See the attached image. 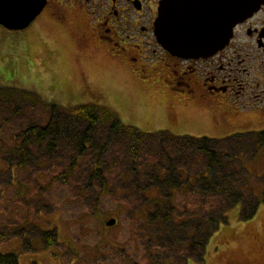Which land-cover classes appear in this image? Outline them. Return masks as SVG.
I'll use <instances>...</instances> for the list:
<instances>
[{"label":"rangeland","instance_id":"obj_1","mask_svg":"<svg viewBox=\"0 0 264 264\" xmlns=\"http://www.w3.org/2000/svg\"><path fill=\"white\" fill-rule=\"evenodd\" d=\"M78 32L76 23L68 24L66 29H58L48 25L45 17L39 18L24 31L0 29V86H21L23 83L25 89L36 90L41 101L56 104L63 110H71V113L83 105L105 108L120 121V125L145 133L159 132L141 124L147 122L144 114L163 110L172 123L199 125L206 129L208 134H201L204 132L198 130L196 133L201 135L195 138L221 140L235 134L225 129L222 132L217 130L213 115L207 111L179 108L168 112L163 109L157 97L139 91L138 85L125 70L102 56L94 47L81 46L77 42ZM24 93L29 92L24 90ZM20 96V93L14 92L11 97L20 100ZM28 97L31 99L30 95ZM22 105V119L25 117L23 112H29L33 119L45 123L42 106L32 109L24 103ZM16 124H10L8 131L13 130ZM262 130L264 124L248 132ZM149 138L156 139L151 142L155 145L160 141L155 136ZM134 144L139 148L137 142ZM243 145L241 151L235 149V164L245 169L243 174L247 185L243 190L254 195L258 201L257 210L247 219L241 217L242 204L227 210L219 228L207 242L202 260L198 250L173 251L156 239L157 230L147 220L148 211L142 209L140 214L138 203L124 188L127 181L124 173L128 171L124 159L129 154L120 143L109 146L101 156V161L106 164L102 173L108 179V188L97 204L87 196L88 204L85 200H76L74 184L64 185L54 181L55 176H59L71 161L73 154L69 147L60 153L56 170L51 172L48 166L37 167L30 163L27 167L13 169L11 182L0 159V231L15 233L12 239L0 244V253H14L19 264H264L261 250L264 245V148L257 151L251 141ZM220 146H223V153L231 152H228L227 144ZM155 150V146H150L143 149L140 155L145 160L155 159L158 157ZM93 159L91 155L87 156L79 172H84ZM79 172L77 170L76 176ZM191 187L190 192L184 189L175 193L172 200L175 215L186 218L190 211L206 213L217 206L215 197L199 196L198 184ZM200 203H203L202 208ZM161 209L167 210V206H161ZM110 218H115L117 223L107 227L105 222ZM33 226L37 227L35 235ZM50 230L55 231L57 243L44 247L41 231Z\"/></svg>","mask_w":264,"mask_h":264},{"label":"trees","instance_id":"obj_2","mask_svg":"<svg viewBox=\"0 0 264 264\" xmlns=\"http://www.w3.org/2000/svg\"><path fill=\"white\" fill-rule=\"evenodd\" d=\"M24 90L29 93H24ZM14 92L21 94L20 100L12 99ZM40 99L36 90L25 89L23 83L21 86H0V110L5 112H0V159L6 167L9 182L13 179V169L27 167L30 163L37 167L48 166L51 172L56 170L60 153L69 147L73 154L71 161L59 176H55L54 181L64 185L74 184L76 200H85L88 204L87 196L97 204L108 188V179L102 173L106 164L101 161V156L109 146L120 143L122 149L127 150L126 154H129L124 159L128 170L124 173V177H127L124 188L130 198L138 203L140 214L142 209L148 211L147 220L160 231H155L158 235L156 239L173 251L187 248L198 250L201 260L207 242L219 228L227 210L242 204L243 219L251 218L256 212L258 201L252 193L243 190L247 179L242 165L237 167L235 164V149L241 151L246 141H251L257 151L263 149L264 130L234 134L221 140L176 138L166 132L149 134L124 127L105 108L83 105L71 113V110H63L56 104H48ZM23 103L32 109L42 106L45 109V123L33 119L29 112H23L25 117L22 119L20 109L24 108ZM12 123L16 127L8 131ZM150 136L160 140L156 144L158 149L151 143L156 139ZM220 144H227L228 152H231L223 153ZM150 146H155L158 157L145 160L140 152ZM90 155L94 158L92 163L85 167L84 172H79L80 166L84 164L82 162ZM77 170L79 176L75 174ZM192 170L194 172L191 174ZM192 184H198L199 196L215 197L217 206L206 213L190 211L186 218L175 215L172 204L175 193L184 189L190 192ZM161 206H167V210L163 211ZM35 228L33 226L34 235L37 232ZM10 231H0V244L14 237L15 233ZM41 237L44 247L57 243L55 231H41ZM183 260L186 261V257ZM0 264H19V260L14 253H0Z\"/></svg>","mask_w":264,"mask_h":264},{"label":"flooded vegetation","instance_id":"obj_3","mask_svg":"<svg viewBox=\"0 0 264 264\" xmlns=\"http://www.w3.org/2000/svg\"><path fill=\"white\" fill-rule=\"evenodd\" d=\"M164 1L46 0L28 27L0 29L24 31L43 17L58 29L76 23L81 46L94 47L125 70L139 91L153 94L168 112L207 111L221 132L238 134L259 128L264 124V0H203L201 8L199 4L190 7L194 16L204 15L202 29L207 32H219V18L224 14L240 17L223 47L198 57L174 55L160 43L156 22ZM144 117L145 128L171 136L208 134L199 125L170 122L163 110ZM261 250L264 254L263 244Z\"/></svg>","mask_w":264,"mask_h":264},{"label":"water","instance_id":"obj_4","mask_svg":"<svg viewBox=\"0 0 264 264\" xmlns=\"http://www.w3.org/2000/svg\"><path fill=\"white\" fill-rule=\"evenodd\" d=\"M46 0H0V26L10 30H22L37 17ZM203 4V0H166L159 9L157 30L160 43L174 55L198 57L213 53L229 40L232 26L240 17L224 14L218 33L202 29L203 16H194L190 7ZM200 13V11H199ZM115 218L105 222L114 226Z\"/></svg>","mask_w":264,"mask_h":264}]
</instances>
